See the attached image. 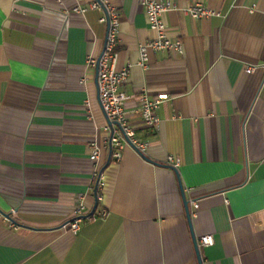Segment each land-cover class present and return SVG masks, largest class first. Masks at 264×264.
I'll return each mask as SVG.
<instances>
[{
    "label": "crops",
    "instance_id": "0c3cea01",
    "mask_svg": "<svg viewBox=\"0 0 264 264\" xmlns=\"http://www.w3.org/2000/svg\"><path fill=\"white\" fill-rule=\"evenodd\" d=\"M173 1L219 14L164 12L183 50L150 51L143 67L139 44L156 32L139 0H109L121 22L117 69L132 65L129 121L149 142L147 159L128 147L117 160L89 63L105 46V9L0 0V264H199L179 178L191 213L199 203L196 237H215L200 246L203 263L264 264V0ZM143 93L162 99L159 131L136 110ZM79 202L85 215L97 204L96 218L74 233Z\"/></svg>",
    "mask_w": 264,
    "mask_h": 264
},
{
    "label": "built area",
    "instance_id": "2783aa9c",
    "mask_svg": "<svg viewBox=\"0 0 264 264\" xmlns=\"http://www.w3.org/2000/svg\"><path fill=\"white\" fill-rule=\"evenodd\" d=\"M139 3L148 17L150 27L156 32L155 38L139 44V64L143 67L148 65L150 51L182 52L183 50L182 41L173 40L170 37L167 25L162 18L164 12L181 9L183 12L194 18H209L213 15L219 14L218 11L205 6L200 2H195L194 4L185 7H179L173 0H139ZM88 8H104L105 15L101 20H109L110 22L106 46L99 61L98 88L101 106L108 119V125L106 128L110 131L108 139L113 154L117 160H121L124 150L129 147L133 148L141 156L145 155L149 147V142L143 141L137 136V128L129 121V113L127 111V103L134 96L123 90L125 84H127L129 80L132 65L127 64L121 69H117L116 66L118 59V52L116 49L121 31L119 12L115 6L109 3V0H91ZM88 8L84 7L79 9L84 12ZM255 10H257L256 5L250 8V11L252 12ZM89 63L96 66L97 60L90 59ZM258 67L259 66L257 65H251L246 68V71L252 73ZM137 100L139 104L136 110L141 113L144 126L159 131L161 128V119L157 115V109L162 103V99L150 98L147 93H143L137 97ZM100 155V146L95 142L91 159L96 162L95 174L97 175V180L102 170L99 163ZM167 163L174 167H178L180 165V159L169 156ZM102 184L101 173L98 187ZM98 187L96 194L98 200H100L101 193L98 191ZM193 205L195 209L192 214L196 215L199 203L194 201ZM84 208L85 205L82 202H79L74 208V219L69 223V227L74 233L78 231L80 221L83 219L82 216L85 215ZM106 215L107 212L103 211L99 216L104 217ZM89 218H96V214L94 213L89 216ZM198 242L200 246H211L215 243L214 234H205L198 239Z\"/></svg>",
    "mask_w": 264,
    "mask_h": 264
},
{
    "label": "water",
    "instance_id": "95a60500",
    "mask_svg": "<svg viewBox=\"0 0 264 264\" xmlns=\"http://www.w3.org/2000/svg\"><path fill=\"white\" fill-rule=\"evenodd\" d=\"M108 22V27H107V35H106V40H105V46H106V42H107V37H108V31H109V25H110V22L109 20L107 21ZM105 46H104V49H105ZM103 49V51H104ZM103 52L101 53V55L99 56L98 60H97V65H96V68H97V73L99 71V61H100V58L102 56ZM97 81H98V75H97ZM113 153L112 151V147H111V151H110V155ZM144 158L147 159V157L145 155H142ZM109 161V160H108ZM103 170V169H102ZM102 170H101V173H102ZM101 173H100V176H101ZM100 176L97 180V185H96V190H97V187H98V182L100 180ZM179 182H180V187H181V191H182V196H183V200H184V204H185V209H186V214H187V219H188V223H189V226H190V229H191V233H192V239H193V243H194V248H195V252H196V256H197V259H198V263L199 264H204L203 263V258H202V253H201V249H200V245H199V242H198V238L196 237L195 233H194V230H193V225H192V213H191V209H190V204H189V200L186 198V195H185V192H184V189H183V185H182V182L179 178ZM96 206L97 204L94 206L93 210L87 214V215H83L82 217L83 218H88L89 216L93 215L95 210H96ZM4 215L9 218V219H12L11 217V214H8V213H4ZM74 219V218H73ZM73 219L69 220V222L73 221ZM68 222V223H69Z\"/></svg>",
    "mask_w": 264,
    "mask_h": 264
}]
</instances>
